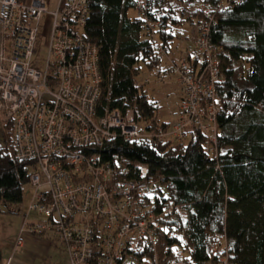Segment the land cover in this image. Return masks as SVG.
Here are the masks:
<instances>
[{
  "label": "trees",
  "instance_id": "obj_1",
  "mask_svg": "<svg viewBox=\"0 0 264 264\" xmlns=\"http://www.w3.org/2000/svg\"><path fill=\"white\" fill-rule=\"evenodd\" d=\"M88 7L79 32L98 49L96 115L132 110L144 126L139 137L118 131L87 150L115 170L104 182L113 201L120 198V181L132 182L134 199L147 211L140 218L144 230L127 240L136 247L119 264H264V0H146L142 11L137 0H89ZM186 24L193 28L192 43L207 26L206 38L217 48L215 155L199 130L187 142L161 137L171 124L159 119L161 105L136 81L142 66L169 73L155 46L178 62L169 49ZM187 61L195 67L192 47ZM12 135L7 126L0 141V204L6 212L22 202L31 182L32 163L18 158ZM49 234L64 249L54 233L29 235Z\"/></svg>",
  "mask_w": 264,
  "mask_h": 264
},
{
  "label": "built area",
  "instance_id": "obj_2",
  "mask_svg": "<svg viewBox=\"0 0 264 264\" xmlns=\"http://www.w3.org/2000/svg\"><path fill=\"white\" fill-rule=\"evenodd\" d=\"M137 2L142 11L146 0ZM88 6L89 0H59L57 9L49 12L44 0H0V121L13 131L18 158L32 163L30 180L36 193L30 209L45 216L25 222L22 231L54 233L70 264H119L136 247L127 240L136 229L144 230L146 221L140 218L147 211L134 199L137 187L132 182L120 181V198L113 201L114 191L104 182L115 170L87 150L113 140L118 131L127 139L141 132L132 110L96 115L101 95L98 49L79 32ZM207 31L201 26L194 38V68L187 58L175 62L169 57L168 72L176 76L184 100L172 131L160 136L180 141L199 130L208 135L215 155L221 114L216 92L219 62ZM44 36L48 53L41 58L37 53ZM6 40H11L10 49ZM155 49L167 56L161 45Z\"/></svg>",
  "mask_w": 264,
  "mask_h": 264
},
{
  "label": "rangeland",
  "instance_id": "obj_3",
  "mask_svg": "<svg viewBox=\"0 0 264 264\" xmlns=\"http://www.w3.org/2000/svg\"><path fill=\"white\" fill-rule=\"evenodd\" d=\"M47 10L49 12L57 9L58 0H44ZM133 14V13H132ZM47 22V18H43V24ZM192 33L193 28L189 24L184 25L182 31H178V36L174 39L169 53L173 54L172 58L177 61L180 59L187 58L189 47H192ZM6 47L10 49L11 40H6ZM48 53V47L46 45V36L40 40L38 46L37 57L45 58ZM9 51L6 53L8 56ZM171 60L166 56L162 60V65L166 68L170 67ZM155 70H148L145 66H142L140 75L136 78L138 84H142L144 90L147 92L150 98L157 100L161 105L158 117L161 121L169 122L173 126L178 121L179 104L183 100V92L181 86L176 81V76L167 73L164 74V79L160 80L159 76L154 72ZM148 79V82L145 80ZM143 128V124H140ZM4 125L0 121V141L3 139ZM171 127L168 129L170 130ZM167 131V130H166ZM172 130H170L171 132ZM187 137L185 142L189 141ZM165 189V186H162ZM36 193V186L31 182L27 183L23 189V200L21 203L11 205L10 209L13 212H6L8 208L0 204V249L2 250V264H8L9 259L12 255L22 253L24 247H17L16 245H22L19 243V236L23 234V226L26 229L25 222L31 224L33 221L40 220L45 216L39 215L35 211L30 210V206L34 200ZM22 231V232H21ZM34 238H46L51 242V246L45 247L42 245L40 249L39 257L36 258V264H70V257L68 252L61 247H56L55 244H59L53 235L49 234V237L42 236ZM24 238V237H23ZM130 263V260L127 261ZM133 264H138L134 262Z\"/></svg>",
  "mask_w": 264,
  "mask_h": 264
},
{
  "label": "crops",
  "instance_id": "obj_4",
  "mask_svg": "<svg viewBox=\"0 0 264 264\" xmlns=\"http://www.w3.org/2000/svg\"><path fill=\"white\" fill-rule=\"evenodd\" d=\"M164 74L165 72L161 70L160 75H158L160 80L164 79ZM19 238L22 239V245H17V247H24L25 250H23L22 253L20 254L15 253V255H12L9 259L8 264H36L35 263L36 258L39 257L40 249H42V245H44L46 248L47 247L50 248V246L52 245L50 241L46 240V238L37 239L31 237L29 234L25 232H23V234H21ZM55 245L56 247H61L59 244H55Z\"/></svg>",
  "mask_w": 264,
  "mask_h": 264
},
{
  "label": "water",
  "instance_id": "obj_5",
  "mask_svg": "<svg viewBox=\"0 0 264 264\" xmlns=\"http://www.w3.org/2000/svg\"><path fill=\"white\" fill-rule=\"evenodd\" d=\"M2 259H3V257H2V250L0 249V264H2Z\"/></svg>",
  "mask_w": 264,
  "mask_h": 264
}]
</instances>
